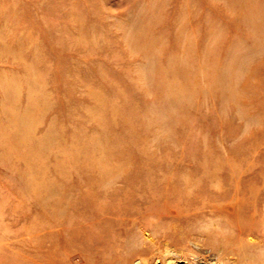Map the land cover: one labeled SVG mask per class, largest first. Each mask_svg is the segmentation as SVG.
<instances>
[{"label":"rangeland","instance_id":"obj_1","mask_svg":"<svg viewBox=\"0 0 264 264\" xmlns=\"http://www.w3.org/2000/svg\"><path fill=\"white\" fill-rule=\"evenodd\" d=\"M0 264H264V0H0Z\"/></svg>","mask_w":264,"mask_h":264},{"label":"bare ground","instance_id":"obj_2","mask_svg":"<svg viewBox=\"0 0 264 264\" xmlns=\"http://www.w3.org/2000/svg\"><path fill=\"white\" fill-rule=\"evenodd\" d=\"M205 202H208V206L211 205L213 207L216 206V208H224V209L227 208V211L229 213H231V211H234L235 205H237V203L234 200L232 202H230V201L224 202V201H218V200L209 202V201L205 200ZM232 203H233V205H232ZM178 207H179V209L173 208V210H172L171 216L174 219H180L182 217H185V215H186V214H184L183 216H181V214H183L182 213L183 208L180 205H178ZM204 262H209V259L205 260Z\"/></svg>","mask_w":264,"mask_h":264}]
</instances>
